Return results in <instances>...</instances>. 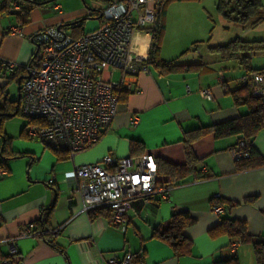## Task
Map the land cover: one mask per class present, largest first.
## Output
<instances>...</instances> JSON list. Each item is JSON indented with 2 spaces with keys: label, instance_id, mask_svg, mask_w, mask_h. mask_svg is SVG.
Segmentation results:
<instances>
[{
  "label": "crops",
  "instance_id": "0c3cea01",
  "mask_svg": "<svg viewBox=\"0 0 264 264\" xmlns=\"http://www.w3.org/2000/svg\"><path fill=\"white\" fill-rule=\"evenodd\" d=\"M18 1L11 2V12L0 14V63L15 66L6 68L7 73L30 63L36 50L31 37L37 31L83 19V33L94 31L103 24L100 11L112 0H58L36 6L27 26L20 24L15 15L21 12ZM89 25L92 28L88 29ZM14 30L19 33H13ZM204 32L195 50L190 51V45L176 54L166 43L164 24L159 51L148 64V72L137 77L131 91H124L111 128L98 144L73 159L66 155H61L66 159H60L56 151L27 135L11 137V148L21 157H13L6 163L8 174L0 179V262L8 258L6 239L17 238L33 223L37 229L57 228L58 232L18 239V264H108L109 259H121L128 254L133 260L144 256V264H217L231 259L238 264H257L252 242H241L232 254L229 246L234 239L210 235L212 228L230 219L244 222L255 242L264 241V166L245 172L237 170L229 148L238 141V136L216 139L214 134H207L195 140L192 143L198 159L195 172L177 183L166 201H135L127 213L125 232L109 224L107 212H82L79 180L73 174L75 167L97 163L106 156L131 157L132 141L141 144L143 154L185 165L189 132L247 113V106L238 107L231 92L241 89L239 79L248 72L246 64L253 70L264 69V49L239 50L222 56L212 48L227 46L241 38L221 42L214 37L216 27L211 28L210 22L205 24ZM66 33L72 36L71 29ZM152 39L153 33L148 29L135 33L132 56L145 61ZM247 55L249 60L244 64ZM169 63L178 68L171 71L160 68ZM105 77L111 81L120 79L119 73L107 72ZM203 89H210L214 99H203L199 93ZM1 142L0 138V145ZM252 147L264 160V129ZM217 195L219 199H215ZM218 200L226 203L221 215L212 212ZM180 211L189 212L196 221L184 232L192 243L191 254L177 257L168 244L153 237V231L166 226L171 216Z\"/></svg>",
  "mask_w": 264,
  "mask_h": 264
},
{
  "label": "built area",
  "instance_id": "2783aa9c",
  "mask_svg": "<svg viewBox=\"0 0 264 264\" xmlns=\"http://www.w3.org/2000/svg\"><path fill=\"white\" fill-rule=\"evenodd\" d=\"M161 1L112 0L100 11L102 26L79 38H73L60 26L45 27L32 35V43L40 48L27 66L29 78L21 88V115L30 122L25 131L28 137L54 151L67 153L70 159L98 144L118 113L115 92L131 91L137 77L148 72V58L135 59L131 46L135 33L158 27ZM3 66L15 67L6 62ZM107 72L119 73L120 79H107ZM239 83L249 88L252 97H264V72L245 74ZM199 93L203 99H214L210 89ZM229 153L236 162L249 158L248 142L240 139L229 148ZM7 174L8 170L0 167V179ZM73 174L79 180L82 212H107L109 224L123 232L127 229V213L135 201L163 202L176 188L159 181L157 163L151 154L120 159L106 156L97 163L75 167ZM224 210L220 204L212 207L216 215ZM57 232V228L40 230L33 223L27 225L17 238L6 239L8 258L0 264H18V239ZM240 245V240L234 241L229 251L235 254ZM107 263L142 264L130 254L121 259L111 258Z\"/></svg>",
  "mask_w": 264,
  "mask_h": 264
},
{
  "label": "trees",
  "instance_id": "16d2710c",
  "mask_svg": "<svg viewBox=\"0 0 264 264\" xmlns=\"http://www.w3.org/2000/svg\"><path fill=\"white\" fill-rule=\"evenodd\" d=\"M56 1L58 0H49L45 3L50 4ZM168 1L171 0L161 1L160 10L157 15L158 27L155 30L148 29L153 33L152 45L149 50L148 57L149 63L152 62V59L157 54L160 48L162 32L164 29V23L161 15L165 13L163 7ZM11 2H14V0H4L1 3L0 14H8L9 12H11ZM18 3L21 6V12L16 13L15 15L17 16L20 24H22L23 26H27L30 24V15L31 12L36 8V6L41 7L44 5V3L33 2L32 0H20L18 1ZM217 12L223 20L240 26L251 24V26L255 27L256 25L264 21L263 0H219ZM84 21L85 20L83 19L74 23L61 25L60 28L64 32H66L67 29H71L72 37L79 38L83 34ZM250 47L252 48L250 49ZM212 49L214 51L220 52L222 56L236 53L239 50L259 51L264 49V41L248 42L243 41L242 39H235L227 46L216 47ZM37 54L38 52L36 49L34 54L32 55L30 63L26 66L13 69V73H11L9 77H7L8 73L6 68L0 63V78L7 80L6 84L0 83V138L2 139L0 145V167H6V163L13 157H21V155L16 154L12 150L11 142L13 139L3 131V122L8 118L21 115V106L23 102L21 89L22 84L25 80L24 77L28 74L27 66L31 65L32 60ZM248 60L249 56L247 55L244 57V64L248 63ZM246 65L248 70L246 74L264 72V69H250L249 63ZM160 68L166 71H171L178 68V66L174 63H169L160 66ZM20 78H22V80L19 83ZM13 80H15L18 87H20L17 100H11L9 98V92L6 88L8 83ZM239 85L241 89L231 92V95L238 107L247 106V113L225 123L212 125L193 132H189L185 141V153L187 158V162L185 165H174L161 159H155L157 163V173L160 182L176 185L177 183L186 180L190 173L195 172V166L198 163V159L193 154L192 143L207 134H214L216 139L238 136V141L242 139L248 142L250 157L237 162V170L239 172H245L264 166V160L255 150H253L252 147V142L254 141L256 136L264 129V97H252L248 87L244 86L241 83H239ZM124 93V91L120 90L115 92L119 102L124 97ZM29 123L30 122L28 121V124ZM24 129L22 135L25 132ZM130 150L132 153L131 157H140L147 154H143L141 144L134 141L131 142ZM55 153L62 160L66 159L67 157H63L61 155L68 156L67 153L63 152L56 151ZM216 204L225 205L226 203L220 200L218 203L216 202ZM99 213L103 214L106 212L101 211ZM106 215L108 216V213H106ZM195 221L196 220L187 211L175 212L171 216L166 226H160L154 229L153 237L168 244L173 249L174 254L177 257L190 255L192 243L187 237H185L184 232L188 227L192 226ZM43 227L44 223L42 225V228ZM210 235L211 237L215 238L218 236L227 235L235 241L240 240L241 242H252L257 264H264V241L255 242L254 240H252L247 233V227L244 222L224 219L219 225L210 230ZM144 258V256H137L134 261L144 264ZM217 264H238V262L236 259H231L228 261L219 262Z\"/></svg>",
  "mask_w": 264,
  "mask_h": 264
},
{
  "label": "rangeland",
  "instance_id": "374dc122",
  "mask_svg": "<svg viewBox=\"0 0 264 264\" xmlns=\"http://www.w3.org/2000/svg\"><path fill=\"white\" fill-rule=\"evenodd\" d=\"M218 3L219 0L168 1L163 7L165 13L161 15V18L167 28L166 43L170 45L169 48H173L176 54H181V52L190 48V45V51L195 50L196 46L200 45L197 41L205 34V24L208 25L209 22L211 28L215 29L216 27L217 32L214 37L220 39L221 42H225L229 39L233 40L235 38L248 41L264 40V21L255 27L251 26V24L240 26L227 22L223 20L217 12ZM87 22L93 23L96 21ZM223 26L228 29H223ZM90 28H92L91 25L88 26V29ZM225 32L228 33L222 36L221 34ZM16 68H18V66ZM11 73L13 72H8L7 77H9ZM0 83L6 84L7 80L0 78ZM6 88L9 92V98L11 100H17L19 93L17 82L15 80L9 82ZM27 125L28 119L22 115H17L3 122V131L12 138L20 136L25 137L26 134L22 135V133L24 127Z\"/></svg>",
  "mask_w": 264,
  "mask_h": 264
},
{
  "label": "water",
  "instance_id": "95a60500",
  "mask_svg": "<svg viewBox=\"0 0 264 264\" xmlns=\"http://www.w3.org/2000/svg\"><path fill=\"white\" fill-rule=\"evenodd\" d=\"M44 4H46V3H44ZM39 48H40V46H39V45H36L37 52L39 51ZM28 78H29L28 75H26V76L24 77V79H28ZM21 80H22V78L19 79V83L21 82ZM19 88H20V87H19ZM11 116H14V115H11Z\"/></svg>",
  "mask_w": 264,
  "mask_h": 264
}]
</instances>
